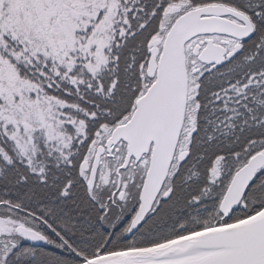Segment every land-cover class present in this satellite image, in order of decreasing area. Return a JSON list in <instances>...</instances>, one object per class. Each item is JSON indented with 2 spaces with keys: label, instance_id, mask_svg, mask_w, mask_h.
<instances>
[{
  "label": "snow or ice",
  "instance_id": "1",
  "mask_svg": "<svg viewBox=\"0 0 264 264\" xmlns=\"http://www.w3.org/2000/svg\"><path fill=\"white\" fill-rule=\"evenodd\" d=\"M0 264H264V0H0Z\"/></svg>",
  "mask_w": 264,
  "mask_h": 264
}]
</instances>
